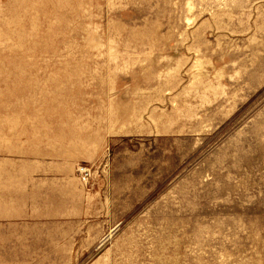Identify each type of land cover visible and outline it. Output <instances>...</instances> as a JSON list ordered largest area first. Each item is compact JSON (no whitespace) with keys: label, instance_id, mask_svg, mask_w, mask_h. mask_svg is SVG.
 Wrapping results in <instances>:
<instances>
[{"label":"rangeland","instance_id":"374dc122","mask_svg":"<svg viewBox=\"0 0 264 264\" xmlns=\"http://www.w3.org/2000/svg\"><path fill=\"white\" fill-rule=\"evenodd\" d=\"M0 264H264V0H0Z\"/></svg>","mask_w":264,"mask_h":264}]
</instances>
